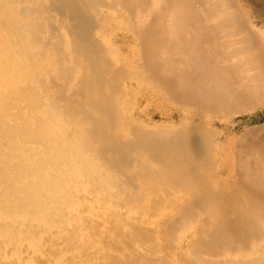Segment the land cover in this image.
Returning <instances> with one entry per match:
<instances>
[{
    "label": "bare ground",
    "instance_id": "1",
    "mask_svg": "<svg viewBox=\"0 0 264 264\" xmlns=\"http://www.w3.org/2000/svg\"><path fill=\"white\" fill-rule=\"evenodd\" d=\"M157 3L0 0V264H264V137L235 144L246 190L215 197L203 115L187 112L174 146H150L125 102L155 69L191 107L250 112L264 99V45L233 0ZM125 5L134 24L151 11L158 29L139 24L153 68L140 78L104 42ZM194 223L202 246L188 239L179 259Z\"/></svg>",
    "mask_w": 264,
    "mask_h": 264
},
{
    "label": "rangeland",
    "instance_id": "2",
    "mask_svg": "<svg viewBox=\"0 0 264 264\" xmlns=\"http://www.w3.org/2000/svg\"><path fill=\"white\" fill-rule=\"evenodd\" d=\"M157 2H158L157 7H159V5L160 6L162 5L161 0L160 1L157 0ZM233 3L237 4V5L236 4L235 5L239 9L240 14L244 15L246 17L247 22H248L247 25L249 24L251 27H253V28H251L249 26V27H247V29L254 31L253 39L255 40V42L260 44V45H264V0H237V1L233 0ZM238 5H239V7H238ZM125 7H126L125 8V13H126L125 19L114 22L115 24H112L110 27H108L106 29L107 31H106V34L104 35L106 37V40L104 39V42L108 43L107 44L108 50L110 48L109 51L112 52L113 55L115 54L116 56L115 55L114 56L117 57V59L120 58V60H122V58H123V60H125L126 62H128L129 60H131L130 62L135 61V63L132 62L133 66L130 65V67L132 69V71L130 72V76H132V78H140V77L146 76L145 73L147 72V69L150 68V70L153 71V68L146 66V63H148L147 60L150 59L149 57L147 58L146 54H149V55L151 54L150 53L151 51L148 50V46H147L148 43H146L147 41L145 39V37L147 36V30L148 29L150 31L152 30V33L155 34L156 30H158V29L155 28L157 26L153 27L150 25L151 21L154 24V21H153L154 16L151 14L152 13L151 11H148L146 9L142 18L141 17H139V19L137 18L135 20V23L142 19L141 21L144 25L145 22L148 20L147 22H149V26L152 29L150 27L149 28L147 27L148 28L147 29L146 27H142L143 26L142 25V26H140V28L142 27L140 29L141 31L138 30L140 23L138 24V22H137L136 24H134V20L132 21L134 16L130 17L128 15L129 14L128 6L125 5ZM147 11H148V13L146 14ZM143 12H144V10H143ZM132 13H134V12H132ZM148 16L152 19L150 20V18H148ZM127 19H129V22L130 21L132 22V23L130 22L131 25H130V23H128ZM123 21H124V23H122ZM141 21H139V22H141ZM125 24H127V25H125ZM128 24L130 25V27L132 26V27H136V28L131 27L130 28L131 31H130L127 28V27H129ZM133 25H135V26H133ZM144 28H146V29H144ZM153 29H154V31H153ZM135 30H138V31H135ZM141 32H143L144 35ZM148 33L150 34V32H148ZM140 34L142 36H140ZM130 35H132V36H130ZM141 37H142V39H141ZM131 41H133V42H131ZM136 42H138V43H136ZM144 42H145V44H144ZM112 44H113V46H112ZM114 46H116V47H114ZM149 46H151V45H149ZM132 47H135V48H133L135 50H131ZM142 47H144V49L147 48L146 49L147 51H145ZM139 49L141 52H139ZM142 49L144 51H142ZM151 50L153 52L154 49H152V47H151ZM138 52H139V55H141V56L138 55ZM143 53H145V55ZM130 54H131V56H130ZM136 54L138 55V58L140 59L141 62L138 61ZM121 56H122V58H121ZM132 58H134V59L132 60ZM157 60H158V57H157V59H155V61H157ZM137 62H138V64H137ZM144 62H146V63L144 64ZM152 63H153V61H152ZM133 72H134L135 77H133L134 76ZM154 72L156 73L155 69L152 73L153 75H151L152 78L148 77L149 79H147V81H144V83H147V84L143 83V85H145V86L144 87L142 86L141 90L135 89V88L125 90V93H127L126 98H125L126 109L129 111V113H130L129 116L132 119V124L130 123L131 124L130 128L132 130H130V131L135 132L137 130L136 132H140V133L144 132L147 135V136L146 135H144V136L147 138L148 144L150 146H151V141H153L154 138L159 139L160 142L164 141V143L167 144V146H169V145L174 146L172 144L175 142L176 136L173 132L182 130L184 128V126H186L188 124L187 122L189 121V117L187 115V112L189 113L191 110L194 113L196 111L199 115H203L204 123H205L204 126L208 129L210 128V130L213 131L212 132L213 134L215 133V135H213L214 139H212V140H214L213 142L215 144V147L218 148L216 150V153H217L216 157H218V158H216V161H213V159H212L216 169L213 168L212 173H211V176L216 177V179H213V183L216 186L217 191L215 190V194L212 192L210 195L214 194L215 197H217V194H219V191L220 192L222 191V192H226L227 196H230V195L234 194L235 190L238 191L235 193H241L243 191L241 189L246 190V188L243 187L242 184H240L243 182V180H241V179H243L241 176V173H239V171L236 170V168H233V167H235L234 163H236V165L238 164L237 165L238 169H239L238 166H240L239 162L237 163V160L239 159V157H238V159L235 160L234 156H236V155L238 156V154H239L238 148L236 149V146L237 147L239 146V148L241 147L242 143L240 142V144H239L238 141L242 140V138L248 137L249 139H253V137H254V140H256V139L261 138L260 136L264 137V99H263V102L260 106H257L255 109L250 110V112L247 111V112H241V113H237V114L235 113V114L231 115V117L226 115L222 111H220L221 113L216 114L215 109H214L215 112H213V111L210 112L211 111L210 106H209V109L206 106H205L206 108H204L203 105L199 106L196 104H194V106L191 107L187 103L192 101V99H190L189 97L186 98L185 96H182V95H181V97L176 96L174 94V92L172 91V89L170 88L169 82L166 85V80L164 81L162 76L157 75V73H156L157 76H155ZM158 76H161L160 79H162V80H160L158 78ZM160 81H161V83H160ZM167 86H169V87H167ZM126 99H128V100H126ZM185 101H187V102H185ZM129 107L134 109V110H132V111H131V109L129 110ZM200 107L201 108L203 107V108L201 109ZM207 111H209V112H207ZM218 111L219 110H217V112ZM215 118H217V119H215ZM133 119L135 121H133ZM136 119H138V121ZM134 122H137V123H135V125H134L133 124ZM137 124H139V126ZM157 124H159V125H157ZM167 125H168V127H167ZM144 126H147V127H144ZM255 129H256L255 134L258 133V131H259L258 136H255V134H253ZM247 131H248V134H251L252 136L253 135L254 136L253 137L251 136V138L249 136H247L248 134L243 136L245 133H247ZM238 136L241 137V139H239ZM217 140H218V143H217ZM221 142L224 144H222ZM180 144H181V142L176 143L175 147H180L181 146ZM235 144H236V146H235ZM235 149L237 150V153H238L236 155H235V153H236ZM220 150H221V152H220ZM233 150H235V151L233 152ZM240 153H241V151H240ZM229 154H230V156H229ZM237 156H236V158H237ZM219 157H220V160H219ZM228 157H230V158H228ZM222 160H223V162H222ZM221 162H222V164L218 166V164ZM224 162H225V164L226 163L227 164L225 165ZM229 166H230V168H228ZM227 169H228V171H230V170L231 171L228 172ZM216 171H217V173H216ZM232 171H234V172H232ZM206 174H208V170H206ZM239 174L241 176V179H240V176L238 177ZM190 175H192V174H190ZM232 179H233V181H232ZM225 180L227 181L228 185H227ZM222 181H224L223 184H226V185L223 186ZM218 182H220V183H218ZM230 182H231V184H230ZM235 182H237V183H235ZM235 184H237L238 186H236ZM231 185H233V189H232ZM239 185H240V187H239ZM218 186H219V188H218ZM226 186H227V188H226ZM254 189L253 188H252V190L249 189V191L251 190V193L248 190H247V192L250 193V195L252 194V197L253 196L255 197L256 195H257L256 197H258V195L260 196L261 195L260 190L258 189L259 192H257V191L252 192V191H255ZM199 204H202V203L199 202L198 205ZM173 219H174V221L176 220L175 218H171L170 220L172 221ZM174 221H172V222H174ZM189 228H188L189 232L187 230L186 233L184 234L185 237L183 238L184 242L182 241L183 244H180L178 247V250H177L178 251L177 256L179 259L181 257V256H179V254H181L184 251L186 252L187 248L192 249L191 247L193 245L191 247H190V245L187 246L188 243H190V240L192 241V243L195 242L197 244V247L202 246V242L199 241V240H201V236H200L201 233H200V230H198L199 227H197L196 223H194V224H192V226L190 225ZM193 233H195L194 235H196V236H194ZM188 239H190V240H188ZM185 246H187V247L185 248ZM194 250H195V248H193V251L189 250L188 253H190L192 255L193 254L192 252H194ZM179 252H181V253H179Z\"/></svg>",
    "mask_w": 264,
    "mask_h": 264
}]
</instances>
